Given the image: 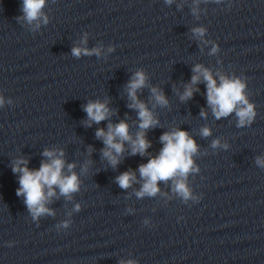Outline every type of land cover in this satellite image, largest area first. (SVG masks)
I'll return each mask as SVG.
<instances>
[{"label":"clouds","instance_id":"obj_1","mask_svg":"<svg viewBox=\"0 0 264 264\" xmlns=\"http://www.w3.org/2000/svg\"><path fill=\"white\" fill-rule=\"evenodd\" d=\"M171 3L172 0H166ZM213 2L220 4L223 0H213ZM46 0H22L21 16L15 19L25 21L28 25H33L41 19L44 24L48 23L47 16L42 12L45 7ZM231 6H229L230 9ZM197 9H193L195 14ZM40 24L36 23L35 28H39ZM193 32L198 37H204L206 29L203 27L193 29ZM86 43V38L85 41ZM205 43H212L205 41ZM109 48V51H112ZM220 51L217 44L213 43L209 55H215ZM100 55V49L74 47L72 55L80 57L81 55ZM195 74L191 78V84L185 87L181 96L182 100L191 98L193 95L192 85L197 84L201 78L206 82L207 88V103L211 107L216 119L227 117L235 112L238 118V127L250 125L255 117V105L251 103L246 95V78L237 76H227L217 73L219 83L214 78L210 69L203 67L200 64L194 66L192 70ZM146 86V75L141 71H137L127 85L128 97L131 100L130 108L137 110L139 120V131L136 132L135 138L129 132V124L126 121H120L117 124L111 122L107 125V130L99 128L96 130V137L102 138L105 147L102 149V155L109 163L115 167L119 163V157L124 152V143L127 142L131 149V154L144 155L146 150L151 146L150 142L145 137V131L149 128L155 127L159 122L153 117L152 112L147 108L146 104L140 101L137 97V90ZM151 93L160 105H167L168 101L162 92L153 87ZM12 104L13 101L9 98L7 101L3 94H0V108H3L5 103ZM84 111L87 113L88 120L85 121L87 126L92 123L99 124L109 118L111 112L107 107V102L90 101L84 106ZM201 116H206L202 110ZM201 135L208 137L211 135V130L208 127L201 129ZM160 141L163 144L159 155L149 159L146 164L139 166L140 178L143 184L139 191L136 192L138 198L144 196L153 197L159 191L158 183L160 181H173L172 191L179 196L183 202L187 203L189 200L198 203L202 196H195L192 188L187 183V178L190 173L199 171V168L194 165L193 156L198 152V146L193 138L184 130L175 129L165 132L160 136ZM219 140H214L211 147L219 146ZM226 148L227 145H224ZM91 151V148L89 149ZM58 152V154H57ZM43 156L48 157V162H42L39 169L30 170L28 168V161L24 158H19L12 166L13 173L19 174L20 187L16 191L17 196L24 197V203L34 221H38L40 217L49 215L54 216L55 213L46 207V203L50 201L56 193L54 186L59 188L60 194L66 198L71 199V194L79 190V179L72 169L74 164H68L67 168L70 174L64 175L63 169L65 161L62 159L64 153L62 150H48L45 149ZM256 163L264 167V159L257 157ZM84 170H87L85 166ZM136 174L132 171H126L116 177V182L122 189H128L133 182L136 181ZM47 189V192H45ZM81 206L75 205L74 211L79 212ZM148 220L144 221L147 225ZM71 224L70 220H64L57 225L58 229H67ZM11 246V243L9 244ZM120 264H137L135 260L129 259L127 261L121 260Z\"/></svg>","mask_w":264,"mask_h":264}]
</instances>
